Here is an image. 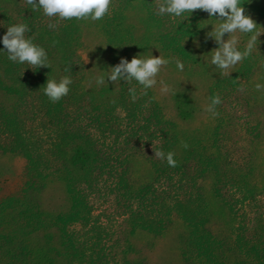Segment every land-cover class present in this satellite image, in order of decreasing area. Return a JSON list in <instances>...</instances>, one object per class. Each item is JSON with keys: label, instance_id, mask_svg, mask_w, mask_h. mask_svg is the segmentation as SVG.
<instances>
[{"label": "rangeland", "instance_id": "obj_1", "mask_svg": "<svg viewBox=\"0 0 264 264\" xmlns=\"http://www.w3.org/2000/svg\"><path fill=\"white\" fill-rule=\"evenodd\" d=\"M160 3L111 0L103 18L78 24L46 17L24 0H0V35L26 23V35L48 58L49 52L63 58L72 71L68 94L52 103L42 86L59 78L0 53V65L14 64L10 82L17 90L9 100L0 97V201L19 197L29 181L27 199L38 217L72 206L76 218L62 220L75 252L71 264H183L170 252L177 231L187 230L185 216L215 236H226L229 227L239 233L238 225L250 264H264V88H255L264 85V0H244L258 45L223 75L209 61L216 44L205 39L206 24L216 22L199 9L183 19L157 15ZM236 35L242 48L247 35ZM143 53L170 60L146 93L135 81L114 82L110 102L96 92L98 70ZM164 85L172 91L162 92ZM213 95L221 101L214 117L206 111ZM79 142L94 159L84 174L68 165ZM157 150L171 151L175 167ZM10 213L6 222L0 217V264H14L13 243L3 236L25 223Z\"/></svg>", "mask_w": 264, "mask_h": 264}, {"label": "clouds", "instance_id": "obj_2", "mask_svg": "<svg viewBox=\"0 0 264 264\" xmlns=\"http://www.w3.org/2000/svg\"><path fill=\"white\" fill-rule=\"evenodd\" d=\"M25 4L30 6L33 11L39 9L46 17H56L57 20H68L75 18L77 20H100L109 11L111 0H24ZM244 0H162L155 10V14L172 18H188L193 10L206 12L209 19L205 21H214L208 23L211 30L206 33L205 39L211 38L216 47L208 52L209 61L223 75L226 70L233 68L238 63L247 59L250 53L258 45V26L248 15L245 14L243 7ZM216 17V19H212ZM205 25V26H206ZM205 26L200 27L203 29ZM49 28H54V24H49ZM28 24L15 23L6 28L3 35H0V53H5L7 59L17 64H27L36 69L40 67L50 68L49 58L43 47L33 42ZM237 33L247 35V40L243 47L238 46ZM227 34V38H225ZM188 39V37H187ZM207 53V54H208ZM170 63V60L152 53L145 56L143 54L134 55L130 60L121 58L119 62L107 70H98L100 75L95 77V84L108 85L114 82L123 81L129 83L135 81L146 91L152 88L156 83L157 74L161 67ZM175 66L178 71H183L184 64L181 60H175ZM65 73H70L71 67L63 69ZM230 74V73H228ZM163 84V81H161ZM72 84L70 75H63L57 79H47L43 87V94L52 103L58 102L69 92V86ZM257 90L264 88V85L257 83ZM170 89L164 85L162 92H168ZM129 95L135 99V87L128 88ZM220 98L213 95L206 111L214 117L217 115L216 105L220 104ZM154 155L157 158L166 161L169 167H175L176 161L171 151L165 153L157 150Z\"/></svg>", "mask_w": 264, "mask_h": 264}, {"label": "trees", "instance_id": "obj_3", "mask_svg": "<svg viewBox=\"0 0 264 264\" xmlns=\"http://www.w3.org/2000/svg\"><path fill=\"white\" fill-rule=\"evenodd\" d=\"M83 21V19H80L77 20V23L80 24ZM14 64L8 61V63L5 62V64L0 65V97L3 100H9L17 93L14 87L15 84L13 85L10 82L12 74L16 72ZM49 66L50 68L44 67V70L51 72L56 78L66 75L63 71L66 67L63 58H54L50 52ZM104 70L106 69L104 68ZM94 87L96 92L101 94L100 96L106 101L110 102L114 97V83L108 82V85L100 86L95 84ZM172 88L173 86H170L171 91ZM177 94L182 98L185 97L183 93ZM176 110L181 115L184 113L182 108H176ZM93 160L87 145L79 142L71 146L68 165L71 167L72 172L77 174L86 173L91 167ZM33 189L34 185L26 181L20 191L19 197L11 196L0 201V217L3 218L2 220L5 219L4 221L6 222L4 216L10 210V214L16 212L25 222L21 229L15 227L13 231L3 236L4 240L9 244L13 243L12 246L10 245L11 250L8 252L10 259L14 261V264H52V261L55 260L61 264H71L75 258V252L66 236V232H64L62 220L75 219L76 213H74L72 206H70L71 208L69 207L63 215L58 214L47 218L43 213L41 218L38 217L39 213L36 215V210L32 208V203L27 199ZM54 198L55 196L52 195V203L57 199ZM184 219L188 226L187 230L177 231L176 235L172 238L173 246L170 256H176L183 264L251 263L248 257L250 248L244 244L245 241H242L240 234L241 227L238 225L234 228L239 233H234L235 231L229 227L227 235L221 237L213 235L203 224L189 221L186 216ZM189 254H192L191 256H194V258L187 256ZM146 260L144 259V264H149L146 263ZM166 264L171 263L167 262Z\"/></svg>", "mask_w": 264, "mask_h": 264}]
</instances>
